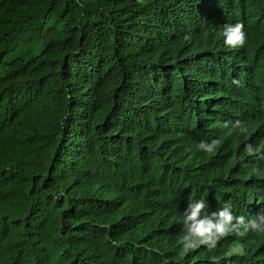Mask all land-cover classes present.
<instances>
[{"label":"clouds","instance_id":"clouds-1","mask_svg":"<svg viewBox=\"0 0 264 264\" xmlns=\"http://www.w3.org/2000/svg\"><path fill=\"white\" fill-rule=\"evenodd\" d=\"M208 1L103 0L123 27L111 24L109 35L132 39L99 57L104 77L113 69L117 81L111 99L96 95L106 119L93 102L68 103L49 124L51 150L55 159L65 131L56 164L72 187L95 145L99 160L139 174L53 199L65 197L63 215L69 206L84 211L60 225L76 237L66 264H264V0ZM143 7L162 11L159 28ZM23 165L35 172L40 164L14 168Z\"/></svg>","mask_w":264,"mask_h":264},{"label":"trees","instance_id":"trees-1","mask_svg":"<svg viewBox=\"0 0 264 264\" xmlns=\"http://www.w3.org/2000/svg\"><path fill=\"white\" fill-rule=\"evenodd\" d=\"M206 2L210 1L201 0ZM245 2L250 7V0ZM115 11L103 0H0V264H32L36 259L66 264L76 237L61 235L60 225L75 223L84 211L69 206L63 215L60 206L67 205L65 197L53 199L86 189L95 194L99 185L138 177L126 162L118 164L115 159L114 166L111 157L99 160L95 145L87 175L75 182L78 187H72V179L66 180L56 164L65 131L55 159L51 150L57 129L49 124L61 108L68 103L93 102L103 110L95 103L96 95L109 100L115 91L113 69L104 77V62L99 57L104 51L125 50L132 44L130 37L121 38L122 32L115 39L109 35L111 24L123 29L111 18ZM141 11L149 14L152 28L161 26L160 9L143 7ZM215 56L221 59L219 54ZM107 112L103 110L100 117L105 120ZM82 146L84 150L87 143ZM33 160L40 164L35 172H26L25 165L14 168ZM76 162L66 161L67 168ZM51 215L53 221L49 222ZM64 216L69 218L67 222ZM88 220L91 225L96 222L94 212Z\"/></svg>","mask_w":264,"mask_h":264},{"label":"bare ground","instance_id":"bare-ground-1","mask_svg":"<svg viewBox=\"0 0 264 264\" xmlns=\"http://www.w3.org/2000/svg\"><path fill=\"white\" fill-rule=\"evenodd\" d=\"M209 3H210V2H209ZM151 26H152V25H151ZM215 27H217V28H221V26H220V24H219V23H216V25H215V26H213V25H211V26H210V28H215ZM238 51H240V50H238ZM214 54H215V55H217V53H214ZM223 56H224V55H222V56H221V59H220V60H218L219 62H221V61H222V58H223ZM194 66H195V65H194ZM185 67H186V69H188V68H189L188 66H185ZM190 67H192V66H190ZM194 70H195V71H197V72H198V74H200V75H204V74H206V73H208V72H209V70H206V71H203V70H202V71H198V70H196V69L189 70V72H191V73H192ZM147 71H149V70H147ZM181 73H182V68H181ZM188 77H189V76H188ZM186 78H187V77H184V78H182L180 81H182L183 79H186ZM83 80H86V78H83ZM161 81H162V80H161ZM163 81H164V80H163ZM163 81H162V82H163ZM146 91H148V93H149V91H150V90H149V88H148V87H147ZM96 108H97V107H95V110H96ZM95 110H94V111H95ZM92 117H93V116H92ZM86 134H87V133H86ZM117 135H119V134H117ZM112 158L114 159V158H115V156H113ZM114 160H115V159H114ZM243 187H246V186H244V185H243ZM124 200H126V199H124ZM261 205H262V206H260L259 212H264V210L262 209V207H263L264 203H262ZM133 207H135V208H136V205L134 204V205H133ZM68 213H70V212H68ZM142 216H143V213H142V215H141V216H140L138 219H140ZM71 218L75 219V216H74L72 213H71ZM138 219H136V220H138ZM136 220H135V221H136ZM88 234H89V235H91V234H92V232H91V233H90V232H88ZM188 264H189V263H188ZM226 264H227V263H226Z\"/></svg>","mask_w":264,"mask_h":264},{"label":"water","instance_id":"water-1","mask_svg":"<svg viewBox=\"0 0 264 264\" xmlns=\"http://www.w3.org/2000/svg\"><path fill=\"white\" fill-rule=\"evenodd\" d=\"M68 136H70V138H72L71 135H68Z\"/></svg>","mask_w":264,"mask_h":264}]
</instances>
